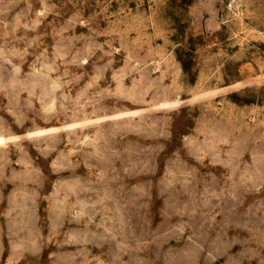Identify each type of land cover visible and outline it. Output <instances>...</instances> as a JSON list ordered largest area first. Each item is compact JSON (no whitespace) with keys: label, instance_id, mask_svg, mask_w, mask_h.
Instances as JSON below:
<instances>
[{"label":"rangeland","instance_id":"obj_1","mask_svg":"<svg viewBox=\"0 0 264 264\" xmlns=\"http://www.w3.org/2000/svg\"><path fill=\"white\" fill-rule=\"evenodd\" d=\"M0 264H264V0H0Z\"/></svg>","mask_w":264,"mask_h":264}]
</instances>
